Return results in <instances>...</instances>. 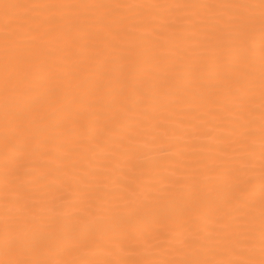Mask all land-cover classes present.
Here are the masks:
<instances>
[{"label":"snow or ice","instance_id":"6c2138e0","mask_svg":"<svg viewBox=\"0 0 264 264\" xmlns=\"http://www.w3.org/2000/svg\"><path fill=\"white\" fill-rule=\"evenodd\" d=\"M0 264H264V0H0Z\"/></svg>","mask_w":264,"mask_h":264}]
</instances>
